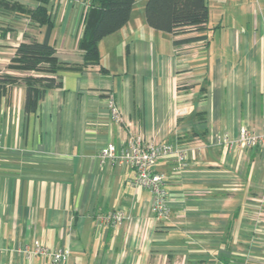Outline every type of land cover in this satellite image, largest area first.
<instances>
[{
	"label": "crops",
	"instance_id": "0c3cea01",
	"mask_svg": "<svg viewBox=\"0 0 264 264\" xmlns=\"http://www.w3.org/2000/svg\"><path fill=\"white\" fill-rule=\"evenodd\" d=\"M13 1L45 7L58 61L84 63L81 7ZM136 4L99 42L100 64L61 72L62 86L36 111H24L22 85L0 93V264H50L19 253L33 242L67 250L63 264H264V145L222 141L241 127L264 131V0H207L209 20L227 28L214 27L206 44L177 46L148 26L145 0ZM45 32L18 11L0 12V70L25 74L8 68L16 48ZM109 95L120 121L110 117ZM134 135L186 151L185 169L172 158L154 167L165 175L167 222L156 220L151 194L133 186V169L99 158L105 145L125 149ZM116 211L127 220L104 226L101 217Z\"/></svg>",
	"mask_w": 264,
	"mask_h": 264
},
{
	"label": "trees",
	"instance_id": "16d2710c",
	"mask_svg": "<svg viewBox=\"0 0 264 264\" xmlns=\"http://www.w3.org/2000/svg\"><path fill=\"white\" fill-rule=\"evenodd\" d=\"M50 0H39L48 4ZM83 8L80 24L83 27L78 48L83 51L84 63L80 66L60 63L55 48L49 43L52 29L50 13L45 7L29 9L13 0H0V12H20L40 25L46 26L43 41L26 36L15 51L9 69L25 73L14 75L0 70V93L6 87H24V111H36L47 90L62 86L60 73L82 70L89 65H99V42L117 32L129 21L135 0H81ZM144 15L149 27L171 34L173 45L207 43L209 25L207 0H145ZM182 36L181 38H176ZM101 70L105 71L104 67Z\"/></svg>",
	"mask_w": 264,
	"mask_h": 264
},
{
	"label": "built area",
	"instance_id": "2783aa9c",
	"mask_svg": "<svg viewBox=\"0 0 264 264\" xmlns=\"http://www.w3.org/2000/svg\"><path fill=\"white\" fill-rule=\"evenodd\" d=\"M79 7H83L81 0H69ZM107 106L110 117L114 121L121 120V110L112 95L108 96ZM187 113V106H179L175 109L177 117ZM225 145L237 149H251L264 145V131L256 134L251 130L241 127L238 137L232 141L223 137ZM198 144L202 145L199 141ZM101 161H113L134 171L133 186L142 187L151 194V208L158 222H167L170 218V206L168 193L165 190V175L155 172L154 167L159 160L172 158L178 169H185L187 166V155L185 149L169 143L145 142L141 135H134L127 143V147L117 150L115 145L109 143L102 147L99 153ZM127 220V216L121 212H110L101 217L104 226L116 227ZM19 253L27 258H40L50 264H63L68 257L65 249L49 250L48 248L33 242L23 245L18 249Z\"/></svg>",
	"mask_w": 264,
	"mask_h": 264
},
{
	"label": "rangeland",
	"instance_id": "374dc122",
	"mask_svg": "<svg viewBox=\"0 0 264 264\" xmlns=\"http://www.w3.org/2000/svg\"><path fill=\"white\" fill-rule=\"evenodd\" d=\"M140 1V2H139ZM135 2L137 3L136 5H138L139 3H141V0H135ZM82 6H81V11H82ZM209 22L211 23V25H210V27H219V26H222V28H227V25H226V20H224V21H219V19L216 21H214L213 19L212 20H209ZM224 26V27H223ZM113 72H114V70H113ZM123 74V73H122Z\"/></svg>",
	"mask_w": 264,
	"mask_h": 264
}]
</instances>
